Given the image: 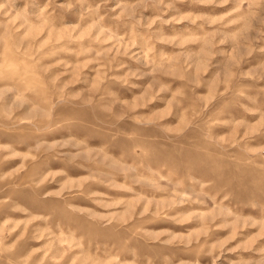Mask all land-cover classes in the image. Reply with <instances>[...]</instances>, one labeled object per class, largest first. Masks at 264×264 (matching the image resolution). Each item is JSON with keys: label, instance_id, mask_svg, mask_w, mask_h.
I'll list each match as a JSON object with an SVG mask.
<instances>
[{"label": "rangeland", "instance_id": "1", "mask_svg": "<svg viewBox=\"0 0 264 264\" xmlns=\"http://www.w3.org/2000/svg\"><path fill=\"white\" fill-rule=\"evenodd\" d=\"M0 264H264V0H0Z\"/></svg>", "mask_w": 264, "mask_h": 264}]
</instances>
